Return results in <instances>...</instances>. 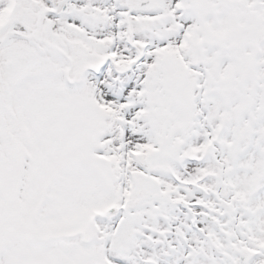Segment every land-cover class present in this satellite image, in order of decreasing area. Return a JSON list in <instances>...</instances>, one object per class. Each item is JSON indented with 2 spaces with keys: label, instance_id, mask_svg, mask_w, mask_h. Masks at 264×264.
Returning <instances> with one entry per match:
<instances>
[{
  "label": "snow or ice",
  "instance_id": "6c2138e0",
  "mask_svg": "<svg viewBox=\"0 0 264 264\" xmlns=\"http://www.w3.org/2000/svg\"><path fill=\"white\" fill-rule=\"evenodd\" d=\"M0 264H264V0H0Z\"/></svg>",
  "mask_w": 264,
  "mask_h": 264
}]
</instances>
